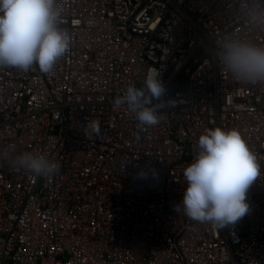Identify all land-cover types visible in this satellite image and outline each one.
I'll return each instance as SVG.
<instances>
[{
    "label": "built area",
    "instance_id": "2783aa9c",
    "mask_svg": "<svg viewBox=\"0 0 264 264\" xmlns=\"http://www.w3.org/2000/svg\"><path fill=\"white\" fill-rule=\"evenodd\" d=\"M239 3L57 0L71 43L53 70L0 67V264H264V83L234 79L215 52L226 35L264 46ZM156 72L175 106L147 126L115 100ZM216 127L237 129L261 167L249 212L219 230L181 205ZM23 152L58 171L14 168Z\"/></svg>",
    "mask_w": 264,
    "mask_h": 264
},
{
    "label": "clouds",
    "instance_id": "9594fccd",
    "mask_svg": "<svg viewBox=\"0 0 264 264\" xmlns=\"http://www.w3.org/2000/svg\"><path fill=\"white\" fill-rule=\"evenodd\" d=\"M237 10L251 26L264 30V0H240ZM61 16L57 0H0V67L27 72L38 65L41 72L50 73L71 43L70 34L59 25ZM215 52L234 79L264 83V46L226 35L215 41ZM165 93L156 72L143 87L128 86L115 106L127 105L141 124L154 126L161 109L175 106V100L163 99ZM99 131V121L86 123L85 134ZM198 149L195 161L183 172L187 183L181 204L184 214L216 230L235 226L250 210L247 194L261 172L257 155L237 129L220 127L200 135ZM10 155L11 151H0V156ZM10 163L37 176L58 171L57 163L31 152L16 154Z\"/></svg>",
    "mask_w": 264,
    "mask_h": 264
}]
</instances>
